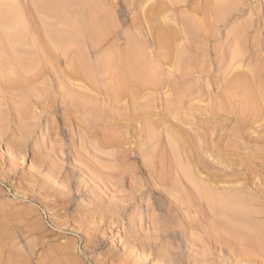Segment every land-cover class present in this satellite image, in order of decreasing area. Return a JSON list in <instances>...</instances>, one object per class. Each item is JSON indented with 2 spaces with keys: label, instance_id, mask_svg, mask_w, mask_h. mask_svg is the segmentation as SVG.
I'll list each match as a JSON object with an SVG mask.
<instances>
[{
  "label": "rangeland",
  "instance_id": "1",
  "mask_svg": "<svg viewBox=\"0 0 264 264\" xmlns=\"http://www.w3.org/2000/svg\"><path fill=\"white\" fill-rule=\"evenodd\" d=\"M0 1V38L36 62L0 67V264H264V106L238 82L264 98V0Z\"/></svg>",
  "mask_w": 264,
  "mask_h": 264
},
{
  "label": "bare ground",
  "instance_id": "2",
  "mask_svg": "<svg viewBox=\"0 0 264 264\" xmlns=\"http://www.w3.org/2000/svg\"><path fill=\"white\" fill-rule=\"evenodd\" d=\"M35 1V0H34ZM62 2H63V0H61ZM221 1V0H220ZM1 2V1H0ZM37 2L39 3V0H37ZM42 2H43V0H42ZM49 2V4L48 5H50V8L52 9V10H54L56 13H57V15L59 14V17H60V15H61V17H64L63 19H65V10L63 9V8H61V6H59V3H57V2H54L53 0H49L48 1ZM48 2H45V3H48ZM61 2V3H62ZM219 2V1H218ZM223 2H225V1H223ZM36 3V2H35ZM44 3V2H43ZM42 3V6L44 5ZM64 3H66V2H64ZM220 3V2H219ZM226 3V2H225ZM67 4V3H66ZM218 3H216V4H214L213 6H214V8L216 7V5H217ZM39 5V4H38ZM61 5V4H60ZM224 5V4H223ZM39 6H41V3H40V5ZM219 7V6H218ZM221 7V6H220ZM44 8V7H43ZM49 8V13H50V9ZM212 8V7H211ZM70 9V8H69ZM43 10V9H42ZM45 11H46V8L44 9ZM212 11H213V8H212ZM217 11V10H216ZM67 12V11H66ZM70 12H72V11H70ZM78 12V11H77ZM211 12V11H210ZM47 13V12H46ZM45 13V14H46ZM53 13V12H52ZM52 13L50 14V15H52ZM72 14V13H71ZM49 16V15H48ZM71 16H74V15H71ZM2 17V16H1ZM53 17V16H52ZM49 18V17H48ZM3 20V19H2ZM67 20H68V18H67ZM1 21V20H0ZM70 22V21H69ZM203 23V22H202ZM201 23V24H202ZM1 24H3V25H5L4 23H3V21H1ZM70 24V23H69ZM68 24V25H69ZM82 24V23H81ZM76 25V27H77V24H75ZM196 25H198V23H196ZM205 25H206V23H205ZM48 26V25H47ZM80 26V25H79ZM204 26V25H203ZM49 27V26H48ZM47 27V28H48ZM71 27V26H70ZM76 27H74V28H76ZM201 27V26H200ZM199 26H198V28H200ZM206 27H208V26H206ZM22 28V27H21ZM68 28H69V26H68ZM78 28V27H77ZM161 29V28H160ZM171 29V28H170ZM202 29V28H201ZM207 29V28H206ZM4 30H5V28H4ZM78 30V29H77ZM64 31V30H63ZM62 31V32H63ZM67 31V30H66ZM76 31V30H75ZM75 31H73V32H75ZM168 31V30H167ZM206 31V30H205ZM6 32H7V30H6ZM51 32H53V31H51ZM172 32H173V30H172ZM3 33V32H2ZM8 33V32H7ZM171 34V33H170ZM0 35H2V34H0ZM4 35V34H3ZM2 35V36H3ZM72 35V34H71ZM78 35V34H77ZM162 35V34H161ZM166 35H168V34H166ZM165 35V36H166ZM60 36V35H59ZM74 36V35H73ZM163 36V35H162ZM174 36V35H173ZM169 37V36H168ZM73 38H75V36L73 37ZM77 38L78 37H76V40H77ZM79 38H81V37H79ZM78 38V39H79ZM157 38H160V36H157ZM163 38V40H165L166 38H164V37H162ZM59 40V39H58ZM75 40V41H76ZM81 39H79L78 41H80ZM158 40L159 39H157V42H158ZM17 41V42H16ZM82 41H84V40H82ZM166 41V40H165ZM19 42V43H18ZM161 42H162V40H161ZM167 42V41H166ZM17 43L19 44V45H17ZM81 43V42H80ZM34 44V43H33ZM33 44H31V42H28V41H26V40H24V39H21V40H18V39H16V38H14L12 35L11 36H7L6 34H5V37H3V38H0V50H2L3 51V53H4V55H1L2 57V59L0 60V62L1 63H3V66H2V64L0 65V67L2 68H4V67H7V66H5V65H10L11 67H9V70L10 69H13L10 73L7 71V73H6V71H5V73L8 75V73H9V75H8V77H6V75H5V73L3 72V70H5V68L3 69L2 68V71L1 72H3V74L5 75H0V76H2V79H3V76L4 77H6V78H4V79H6V80H8L9 79V81H16V79H18L19 77H21L22 78V74H23V72L22 73H20L19 71H21L22 70V68L20 69L19 67H17L18 66V63L19 62H21V58H23L22 56V54L21 53H23L24 51H25V49H27V50H29L30 51V54H32L31 53V50L30 49H28L27 48V46H30V45H32V46H34ZM162 44V43H161ZM161 44H160V46H161ZM165 45H166V43H165ZM19 46V47H18ZM32 46H31V48H32ZM40 46H41V44H40ZM162 46H164V45H162ZM161 46V47H162ZM167 46V45H166ZM42 47V46H41ZM34 48V47H33ZM40 49V48H39ZM42 49V48H41ZM21 50H23L22 52H21ZM34 50V49H33ZM131 50V49H130ZM139 50V49H138ZM1 51V52H2ZM41 51V50H40ZM135 51H137V50H135ZM135 51H133L134 53L133 54H135ZM27 51H25V53H23L25 56H26V53ZM34 53V52H33ZM20 54V55H19ZM29 53H28V55H30ZM42 54H43V52H42ZM132 53L129 55V56H127L126 57V68H127V70H128V72H130V71H132L133 69H134V65H135V60H136V57H135V55H133ZM139 54H140V52H139ZM138 55V54H137ZM143 55V53H141L140 54V58H141V56ZM31 56V55H30ZM29 56V57H30ZM47 56V55H46ZM121 56H122V54H121ZM137 56V57H138ZM235 56V55H234ZM42 57V56H41ZM46 58V57H45ZM44 58V59H45ZM29 59H31V58H29ZM34 59V58H33ZM32 59V60H33ZM139 59V58H138ZM137 59V60H138ZM179 59V58H178ZM26 60H27V58H26ZM46 60V59H45ZM44 60V61H45ZM115 60H116V58H115ZM140 60V59H139ZM138 60V61H139ZM25 61V60H24ZM43 61V60H42ZM142 62H143V59L141 60ZM147 61V60H146ZM188 62V61H187ZM21 63H23L24 64V62H21ZM25 63H27V62H25ZM36 63V62H35ZM34 62L33 63H30V65H27V67H32L34 64H35ZM139 63H141V62H139ZM81 64V63H80ZM25 65V64H24ZM26 65H25V67H26ZM147 65V64H146ZM149 65H151V64H149L148 63V66ZM96 66V65H95ZM135 66H137V65H135ZM147 66V67H148ZM12 67H14V68H16L15 70H14V68H12ZM25 67H23V69L25 68ZM139 67V66H138ZM142 67V66H141ZM144 67V66H143ZM147 67H145V68H147ZM0 68V69H1ZM34 68V67H33ZM91 68V67H90ZM121 68H122V66H121ZM7 69V68H6ZM19 69V70H18ZM27 69V68H26ZM111 69V68H110ZM136 69H137V67H136ZM139 69V68H138ZM153 69H155V71H156V69L157 68H153ZM238 69V68H237ZM29 70H31V69H29ZM92 70V69H91ZM20 73H18V72ZM147 71V70H146ZM153 71V70H152ZM155 71H153L154 73H155ZM26 72V71H25ZM24 72V73H25ZM31 72H33L32 70L29 72L30 73V75H31ZM87 72H88V70H87ZM110 72V71H109ZM140 72V71H139ZM150 72V71H149ZM149 72H148V76H149ZM157 72V71H156ZM27 73H28V69H27ZM28 73V74H29ZM33 74H37V71H35ZM131 74V73H130ZM136 73L134 72V75H135ZM147 74V73H146ZM235 74H236V72H235ZM238 74V73H237ZM21 75V76H20ZM25 75H27V74H25ZM36 76V75H35ZM34 75H31V76H26L27 78L29 77V79H33L34 80V77H35ZM89 76V75H88ZM152 76H153V73H152ZM23 77H24V74H23ZM136 77H140V76H138V75H136ZM144 78H145V76H143ZM159 77V76H158ZM1 78V77H0ZM8 78V79H7ZM21 78H19V80L21 79ZM25 78V77H24ZM130 78V77H129ZM144 78H143V81H144ZM237 78V77H236ZM245 78H246V76H245ZM1 80V79H0ZM26 80H28V79H26ZM32 80V81H33ZM121 80V79H120ZM146 80H147V77H146ZM145 80V81H146ZM149 80V79H148ZM147 80V81H148ZM156 80H157V78H156ZM237 80H239V79H237ZM263 80V79H262ZM121 81H123V80H121ZM140 81H141V79H140ZM144 81V82H145ZM146 81V82H147ZM150 81V80H149ZM235 82H236V80H234ZM11 82V83H12ZM30 82V81H29ZM145 82V83H146ZM151 82H154V81H151ZM235 82H234V84H235ZM239 82V86H240V89H241V93H243V95H244V97L246 98V103H247V107L249 108V110L251 109V110H253V111H258L259 109H261L263 106H264V98L262 97V95L261 94H259L258 93V90L257 91H255L254 89H253V87H252V85H251V83L248 81V79L246 80V79H242V81H238ZM253 82V81H252ZM32 83V82H31ZM124 83V81L122 82V84ZM13 84V83H12ZM124 85V84H123ZM122 85V86H123ZM130 85V84H129ZM128 85V86H129ZM231 85V84H230ZM258 85V84H257ZM125 86V85H124ZM255 87V86H254ZM125 88V87H124ZM233 88V87H232ZM239 88V87H238ZM228 89V88H227ZM258 89V88H257ZM233 90H235V89H233ZM233 90H231V91H233ZM236 91L237 90H235V94H236ZM238 91H239V89H238ZM229 93H230V91H228ZM234 92V91H233ZM232 93V92H231ZM230 93V94H231ZM225 94V93H224ZM228 94V93H227ZM227 94H226V96H227ZM229 94V95H230ZM234 94V96H236ZM238 95V94H237ZM232 96V95H231ZM241 97V96H240ZM230 97H228V98H226V99H229ZM235 98V97H234ZM231 99V98H230ZM239 100H241L242 101V98L241 99H239ZM246 105V104H245ZM233 106V105H232ZM262 106V107H261ZM228 107V106H227ZM226 107V108H227ZM261 107V108H260ZM245 108V107H244ZM243 108V109H244ZM264 109V108H263ZM244 111V110H243ZM245 111H247V110H245ZM241 112H242V110H241ZM249 112V111H248ZM235 113V112H234ZM250 113H252V112H249V115H250ZM254 113V112H253ZM257 112H255L254 114H256ZM259 113H260V111H259ZM263 113V112H262ZM243 114H244V112H243ZM254 114H252L253 115V117L255 116ZM258 114V113H257ZM244 116H247V118H248V115H244ZM251 116V115H250ZM243 117V116H242ZM241 118V117H240ZM254 118H256V116L254 117ZM253 118V119H254ZM241 119H243V118H241ZM257 119H258V117H257ZM259 120V119H258ZM240 121V120H239ZM238 121V122H239ZM256 122V121H255ZM254 123V122H253ZM243 124V123H242ZM247 125V124H246ZM248 125H250V123L248 124ZM236 132V131H235ZM242 134H243V132H242ZM236 135V134H235ZM241 138V137H240ZM241 142V141H240ZM242 143H244V142H242ZM240 145H242V144H240ZM243 145H245V144H243ZM233 147V146H232ZM205 149V148H204ZM240 150H242V149H240ZM202 151V150H201ZM136 152V151H135ZM173 152V151H172ZM183 152V151H182ZM196 152V151H195ZM184 154H185V152H183ZM183 153H179L178 151L177 152H175L174 154H173V156H171L170 155V159L173 157L174 158V160H175V163H173L174 165H173V167H174V169H173V172H174V170H175V174L174 175H176V171H177V175H178V177H180V175L182 174V177H184V176H187V178L186 177H184V178H186V180L187 181H189V183L187 182V184H186V186H187V188L188 189H190V187H191V185H192V183L190 184V182H191V180L192 179H189V167H188V164H187V160H188V157L186 156V155H184ZM189 154V153H188ZM163 155V154H162ZM191 156V155H190ZM195 156V155H194ZM197 156V155H196ZM161 157V156H160ZM169 157V156H168ZM165 158L166 160L167 159H169V158ZM200 157V156H199ZM190 158V157H189ZM165 159H163L164 160V162H165ZM193 159V158H192ZM202 159V158H201ZM99 160V159H98ZM148 160V159H147ZM168 161V160H167ZM167 161H166V163H167ZM172 161H173V159H172ZM199 161H200V159H199ZM163 162V163H164ZM194 162V161H193ZM197 162H198V160H197ZM203 162V161H202ZM148 163H149V160H148ZM160 163V162H159ZM162 163V162H161ZM165 163V164H166ZM168 163H169V161H168ZM96 164V163H95ZM164 164V165H165ZM200 164V163H199ZM203 164V163H202ZM148 165V164H147ZM149 165H151L150 163H149ZM148 165V166H149ZM166 165H168V164H166ZM170 166V165H169ZM205 166H206V164H205ZM141 167V166H140ZM147 167V166H146ZM169 168V167H168ZM150 169V168H149ZM151 169H152V167H151ZM159 169H162L161 168V166H160V168ZM165 169V168H164ZM170 169V168H169ZM153 170V169H152ZM204 170V169H203ZM145 170L143 169V168H140V172H144ZM155 171V170H154ZM153 172V171H152ZM181 172H185V174L183 175V173H181ZM179 173V174H178ZM197 173V172H196ZM105 174H107V173H105ZM143 174V173H142ZM149 174V173H148ZM153 174H154V172H153ZM167 174V173H166ZM193 174V173H192ZM176 175V176H177ZM194 175H195V173H194ZM158 176H160V174L158 175ZM158 176L156 177L155 175L154 176H152V174H151V172H150V175L147 177V179L146 180H144L143 182H144V184H143V186H144V188L148 191V192H153L154 191V185H155V182H154V180L157 182V183H162V184H166V182H165V179L163 180L162 179V177L160 178H158ZM191 176V175H190ZM182 177H180L181 179H182ZM164 178V177H163ZM191 178V177H190ZM199 178V177H198ZM161 180V181H160ZM203 181V180H202ZM186 182V181H185ZM200 182V181H199ZM201 183V182H200ZM200 183H196V184H198V186H197V189H193V192H194V190H197L198 191V193L200 194V196H201V198L202 199H200V201H198V203H200V207H202L203 209L204 208H206L207 206H206V204H204V206H202L201 205V203L203 202L204 203V201H205V203H207V201L209 202V200L208 199H210V198H208V189H207V187H205L203 184H200ZM190 184V185H189ZM194 184V183H193ZM132 185H134V184H132ZM136 185V184H135ZM167 186H168V184H167ZM215 186V185H214ZM179 187V186H178ZM192 187H194V188H196L195 187V184H194V186H192ZM186 188V189H187ZM176 190H177V185H175V184H173L172 186H171V189H170V191H171V193H173L174 191L176 192ZM179 190H181V189H179ZM141 191V190H140ZM186 192H187V190H186ZM188 192H190V193H193L191 190H189ZM196 193V192H195ZM194 193V194H195ZM198 193H196L195 195L197 196L198 195V197H200L199 196V194ZM212 193V192H211ZM190 196V195H189ZM175 197V196H174ZM220 197V196H219ZM183 198H186V197H183ZM215 199V198H214ZM221 199V198H220ZM189 200V199H188ZM230 200V199H229ZM187 201V200H186ZM213 200H211V202H212ZM219 201V200H218ZM221 201V200H220ZM220 201H219V203H220ZM223 201V200H222ZM227 201V200H226ZM195 202V201H194ZM210 202V203H211ZM191 203H193V201L191 202ZM218 202L216 203L215 202V200H214V202L212 203V204H209V207H212V208H216V210H217V213H223L224 212V215L225 214H227V215H231V216H235V217H237V216H240L241 215V213H242V211H240V207H239V202L238 201H233V202H231L230 203V205H231V207L230 208H225V210L222 208V206L219 204ZM185 207H186V209L189 211V212H191V210H193L192 208V206L190 205V202H185ZM195 204V203H194ZM214 206V207H213ZM211 208V209H212ZM184 209V208H183ZM213 210V209H212ZM215 210V209H214ZM186 211V210H185ZM249 213H251V212H249ZM248 213V214H249ZM254 213V212H253ZM252 214V213H251ZM226 215V216H227ZM225 219H226V217H225ZM55 224V223H54Z\"/></svg>",
  "mask_w": 264,
  "mask_h": 264
}]
</instances>
